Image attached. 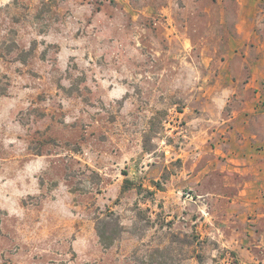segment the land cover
Here are the masks:
<instances>
[{
    "label": "rangeland",
    "instance_id": "374dc122",
    "mask_svg": "<svg viewBox=\"0 0 264 264\" xmlns=\"http://www.w3.org/2000/svg\"><path fill=\"white\" fill-rule=\"evenodd\" d=\"M0 264H264V0H0Z\"/></svg>",
    "mask_w": 264,
    "mask_h": 264
},
{
    "label": "trees",
    "instance_id": "16d2710c",
    "mask_svg": "<svg viewBox=\"0 0 264 264\" xmlns=\"http://www.w3.org/2000/svg\"><path fill=\"white\" fill-rule=\"evenodd\" d=\"M129 183H130V180L129 179H126V182H125V184H124V187L125 188H128L130 185H129ZM98 231H99V233H100V236H101V238H102V240H105V231H103L100 227H99V225H98Z\"/></svg>",
    "mask_w": 264,
    "mask_h": 264
},
{
    "label": "crops",
    "instance_id": "0c3cea01",
    "mask_svg": "<svg viewBox=\"0 0 264 264\" xmlns=\"http://www.w3.org/2000/svg\"><path fill=\"white\" fill-rule=\"evenodd\" d=\"M247 186H248V184H246ZM242 192H247V190L246 189H244V190H242Z\"/></svg>",
    "mask_w": 264,
    "mask_h": 264
}]
</instances>
